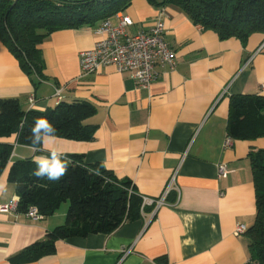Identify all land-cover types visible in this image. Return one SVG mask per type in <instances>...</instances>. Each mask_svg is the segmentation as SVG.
Listing matches in <instances>:
<instances>
[{
	"label": "crops",
	"instance_id": "1",
	"mask_svg": "<svg viewBox=\"0 0 264 264\" xmlns=\"http://www.w3.org/2000/svg\"><path fill=\"white\" fill-rule=\"evenodd\" d=\"M163 0H131L106 19L132 23L125 33L147 31L162 12L164 39L174 52L173 67H158L159 77L139 88L129 72L112 66L84 74L79 55L99 38L98 25L83 24L49 33L39 44L42 76L28 74L0 40V98H16L25 110L48 109L59 102L83 101L95 112L84 120L94 126L90 140L57 137L47 145L66 156L82 154L101 162L137 191L160 196L174 174V184L158 209L149 205L140 219L126 221L110 234L57 240L55 252L21 264H245L246 236L234 235L236 224L255 219V187L250 151L264 148V137L232 139L226 145L229 98L264 95V32L244 40L220 38L203 29L177 5ZM56 89L59 94H56ZM32 99V102H30ZM13 145L0 174L7 192L0 205L17 196L8 167L17 159L47 155L19 144L16 136L0 138ZM224 165L226 174H218ZM38 218L0 211V264L62 225L67 205Z\"/></svg>",
	"mask_w": 264,
	"mask_h": 264
},
{
	"label": "trees",
	"instance_id": "2",
	"mask_svg": "<svg viewBox=\"0 0 264 264\" xmlns=\"http://www.w3.org/2000/svg\"><path fill=\"white\" fill-rule=\"evenodd\" d=\"M131 0H0V40L28 74L42 76L40 42L52 31L83 24H100ZM179 6L203 29L220 38L244 40L264 32V0H163ZM95 112L83 101L59 102L44 111L25 110L16 98H0V138L16 136L19 144L31 146L27 137L35 117H46L57 137L90 140L95 127L84 120ZM227 136L232 139L264 137V95L235 94L229 98ZM13 145L0 141V174L8 166ZM255 187V219L245 232L249 260L264 264V148L248 155ZM68 171L58 182L32 175L33 159H17L8 167L7 178L15 184L17 211L30 206L42 216L53 214L68 203L65 221L10 258L13 264L33 262L55 252L57 240L110 234L126 221L142 217V194L131 180L119 179L101 162L87 163L82 154L67 156ZM103 165V166H102ZM97 171L99 174H97ZM167 264L165 256L155 259Z\"/></svg>",
	"mask_w": 264,
	"mask_h": 264
},
{
	"label": "built area",
	"instance_id": "3",
	"mask_svg": "<svg viewBox=\"0 0 264 264\" xmlns=\"http://www.w3.org/2000/svg\"><path fill=\"white\" fill-rule=\"evenodd\" d=\"M162 15L160 12L155 23L147 31L132 35L125 33V27L132 23L129 16H122L117 25H112L108 19L101 21L94 29L99 38L91 48L83 50L79 55L81 72L87 74L101 67L112 66L117 71L129 72L139 88H148L160 75L158 67L174 66V52L163 37L165 26ZM56 94H59L58 89H56ZM225 144H230V137L226 138ZM217 170L221 176L226 174L224 165H219ZM174 178L173 174L160 196L153 198L142 195L141 209L149 205L154 207V211L158 209L172 189ZM17 206L18 201L13 197L8 203L0 205V211H17ZM23 214L33 218L41 216L35 206H30ZM247 229L245 224H236L234 235H243ZM245 264L257 263L248 260Z\"/></svg>",
	"mask_w": 264,
	"mask_h": 264
},
{
	"label": "clouds",
	"instance_id": "4",
	"mask_svg": "<svg viewBox=\"0 0 264 264\" xmlns=\"http://www.w3.org/2000/svg\"><path fill=\"white\" fill-rule=\"evenodd\" d=\"M44 111V109H40ZM56 127L46 117H35L30 129V135L27 137L33 152L47 151V155H37L33 158L36 168L32 175L38 180L47 179L50 182H58L67 174L68 162L67 156L56 148H47V145L57 139ZM103 166V165H102ZM97 174L99 172L97 171ZM7 192V182L0 178V195ZM19 201L20 197H14Z\"/></svg>",
	"mask_w": 264,
	"mask_h": 264
},
{
	"label": "rangeland",
	"instance_id": "5",
	"mask_svg": "<svg viewBox=\"0 0 264 264\" xmlns=\"http://www.w3.org/2000/svg\"><path fill=\"white\" fill-rule=\"evenodd\" d=\"M63 204L68 206V203H63ZM64 205H63V206H64Z\"/></svg>",
	"mask_w": 264,
	"mask_h": 264
}]
</instances>
